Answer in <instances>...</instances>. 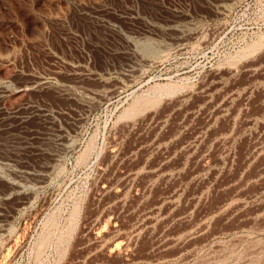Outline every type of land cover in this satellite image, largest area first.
<instances>
[{
  "label": "rangeland",
  "instance_id": "374dc122",
  "mask_svg": "<svg viewBox=\"0 0 264 264\" xmlns=\"http://www.w3.org/2000/svg\"><path fill=\"white\" fill-rule=\"evenodd\" d=\"M0 264H264V0H0Z\"/></svg>",
  "mask_w": 264,
  "mask_h": 264
},
{
  "label": "bare ground",
  "instance_id": "6f19581e",
  "mask_svg": "<svg viewBox=\"0 0 264 264\" xmlns=\"http://www.w3.org/2000/svg\"><path fill=\"white\" fill-rule=\"evenodd\" d=\"M208 121V120H207ZM163 170H164V168H162ZM131 172H132V170H131ZM154 173V172H153ZM161 173V172H160ZM156 174V173H155ZM157 175V174H156ZM127 176V175H126ZM113 187H112V184L111 185H107V186H105L104 188H103V193L104 192H108V191H110L111 189H112ZM118 195H114V197L116 198ZM114 199V198H113ZM117 199H118V197H117ZM114 201V200H113ZM110 202H111V200H110ZM152 207V206H151ZM150 207V208H151ZM151 210V209H150ZM102 214V213H101ZM99 215V214H98ZM108 215V216H107ZM101 216V215H100ZM103 218L102 219H97V220H99V221H97V223H95V227H93V229L91 230L92 231V235H93V237L95 238V239H100L101 240V242H102V240H104V241H106L104 238H106L105 236V233H106V230H108V228L111 226L110 224H111V222H110V217H109V214H106V215H104V213H103ZM109 217V218H108ZM100 218V217H99ZM95 219H96V217H95ZM108 226V227H107ZM112 227V226H111ZM114 229V228H113ZM109 232H111L110 230H108ZM113 231V230H112ZM89 232H90V230H89ZM108 233V232H107ZM108 236H109V233H108ZM190 236V235H189ZM100 240H98L99 242H100ZM96 241V240H95ZM94 241V242H95ZM97 242V241H96ZM95 242V243H96ZM98 242V243H99ZM107 243V242H106ZM103 244H104V242H103ZM99 245V244H98ZM112 247H111V249H110V251L112 250V249H120L121 248V243L119 242V241H115V242H113V244H110ZM109 245V246H110ZM103 246V245H102ZM101 246V247H102ZM109 246H107L108 247V249H109ZM96 249V248H95Z\"/></svg>",
  "mask_w": 264,
  "mask_h": 264
}]
</instances>
